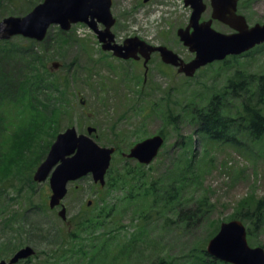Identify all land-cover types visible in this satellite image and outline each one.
Segmentation results:
<instances>
[{
    "label": "rangeland",
    "instance_id": "374dc122",
    "mask_svg": "<svg viewBox=\"0 0 264 264\" xmlns=\"http://www.w3.org/2000/svg\"><path fill=\"white\" fill-rule=\"evenodd\" d=\"M41 1L0 0V19L23 16ZM203 2L207 7L201 20H207L209 0ZM110 11L115 19L111 31L116 42L138 37L163 44L184 60L193 57L176 35L190 15L183 0H111ZM237 13L249 26L263 23L264 0H240ZM211 26L221 33L232 32L218 21H212ZM47 33L49 38L46 35L40 42L33 41L40 56L38 70L58 84L53 91H38L39 100L52 96L51 106L61 108L54 125L56 134L68 127L85 134L87 126L93 127L92 138L99 146L116 147L109 167L112 181L128 170L142 171L146 177L117 183L115 189L109 183L99 187L90 174L68 183L61 202L68 221L62 223L58 209L48 208V181L32 180L56 134L52 138L45 131L35 133L38 138L32 148L35 145L36 159L32 152L28 156L34 161L29 159L26 165L22 155L15 167L17 176L0 183L4 191L0 196V243H4L0 260H8L20 247L30 246L34 256L19 264H74L71 261L79 258V264H198L202 259L212 264V257L204 256L205 249L219 225L236 219L241 210L264 197V137L252 141L242 131L236 143L208 140L195 132L190 110L205 107L236 73L264 74V44L227 57V65L222 61L205 65L192 77L161 65L154 54L144 76L141 63L137 66L102 51L94 33L84 24H74L68 31L52 25ZM8 40L25 43L19 36ZM54 61L58 67L51 70ZM231 104L228 114L234 117L241 107L237 100ZM1 111L8 133L31 118L23 105L8 101ZM169 113L177 116L176 124L167 121ZM159 133H163L164 145L149 165L140 167L142 170L135 160L122 156L135 143ZM5 137V133L0 137L3 151ZM183 151L194 154L198 177L187 187L182 184L171 203H164V185L174 182L163 176H174L177 164L184 167L183 159L178 160ZM107 179L106 174L105 182ZM147 187L151 194L143 193ZM129 192L136 197L126 199ZM203 198L208 204L200 206ZM88 201L90 205H86ZM184 212L186 215H182ZM98 213L103 225L97 227L95 223L88 227L90 233H85L83 222ZM13 215L14 223L8 227ZM243 222L247 228L248 223ZM247 237L249 246L264 248V225Z\"/></svg>",
    "mask_w": 264,
    "mask_h": 264
},
{
    "label": "water",
    "instance_id": "95a60500",
    "mask_svg": "<svg viewBox=\"0 0 264 264\" xmlns=\"http://www.w3.org/2000/svg\"><path fill=\"white\" fill-rule=\"evenodd\" d=\"M237 1L210 0L211 18L199 22L206 5L202 0H184L185 6L191 8V14L188 25L179 28L177 36L194 53L188 62H183L165 46H151L137 37L127 38L121 45L115 43L110 31L115 22L110 12L111 0H42L24 16L0 19V40L22 36L42 41L51 25H58L61 30L67 31L72 24L85 23L96 34L102 50L111 51L123 59L136 58L138 53L144 58V64L149 55L157 51L164 63L178 67V73L191 77L197 69L208 63L264 43V22L249 27L244 17L236 14ZM213 19L228 25L235 32L223 34L215 31L211 28ZM99 23L103 25L102 29L98 28ZM57 67L58 63H51V69ZM94 131L95 128L87 127L85 135L77 134L74 127L66 128L55 136L45 158L37 166L33 180L42 182L48 178L50 208L59 205L66 194L68 182L90 174L95 183L104 185V177L115 149L97 145L90 137ZM162 144L163 137L154 135L136 143L123 155L139 163L149 164ZM58 216L65 220L63 207L58 211ZM206 252L230 264H264V249L248 245L245 226L239 220L222 223L216 235L207 243ZM33 254L34 250L26 246L17 250L8 262L2 260L0 264H16Z\"/></svg>",
    "mask_w": 264,
    "mask_h": 264
},
{
    "label": "trees",
    "instance_id": "16d2710c",
    "mask_svg": "<svg viewBox=\"0 0 264 264\" xmlns=\"http://www.w3.org/2000/svg\"><path fill=\"white\" fill-rule=\"evenodd\" d=\"M49 36V33H47L48 38ZM22 39L25 43L12 44L9 40L0 41V137L3 133L6 134V149L3 151L4 146L0 145L1 184L17 176L19 171L15 167H17L22 155L25 156L26 165H28L29 159L32 161L36 159L35 145L32 148V145L38 138L35 133L40 134L45 131L46 133H51L50 137H54L56 134L54 125L57 123L58 113L61 109L51 106L52 96L46 95L43 99L40 98L41 100H39V90L49 89L53 91L58 84L50 81L48 77H44L38 70L36 63L40 59V56H38L37 52L38 47H34L35 41ZM226 61L223 62L224 65L228 64ZM29 89L31 90L29 91ZM232 100L239 101L241 107L234 117L228 114L232 106ZM6 101L18 106L23 105V110L28 109V113L31 115V118L24 125L12 130L10 133L6 129L5 118L1 111V107ZM19 111H22V109ZM190 112L191 118L195 122V132L208 140L236 143L237 135L242 131L249 140L257 141L262 139L264 137V74L243 76L241 73H236L234 78L227 79V84L223 86V89L219 93L212 95L211 100L205 107H192ZM166 117L169 123H177L175 121L177 116H172L169 113ZM51 129L52 131H49ZM159 134L163 135V133ZM28 149L31 150L28 152ZM30 154L34 157V160L31 156H28ZM179 159H183L184 167L177 164L174 176H169L166 173L163 176V179H170L174 182L173 185H164L165 194H167L164 203H171L177 198V194L179 193L178 188L182 184L183 187H187L198 177V173L194 168V161L196 160L192 152L183 151V155L180 154ZM174 162L176 163V160ZM141 166L137 164V167L140 168ZM111 172L110 168L107 172L108 179L106 184L109 183V186L113 189L118 186L117 183L126 184L130 179L141 180L146 177L142 171L133 172L128 170L120 175L118 180L112 181ZM3 193L4 191L0 188V196ZM143 193L151 194V188H145ZM125 197L126 199H133L136 196L132 192H129L125 194ZM207 204L206 198L200 199V206ZM197 211L198 209L194 213ZM182 215H186V213L184 212ZM107 216L108 213L104 215V218ZM235 218L248 223L247 235H251L253 231L259 230L264 225V197L257 199L248 205L246 209L241 210L236 214ZM10 219L7 226H11L14 223V215ZM102 221L103 217L100 213L84 221L83 226L87 227L85 233H90L88 227H94L95 223L97 227H101L103 225ZM107 239L109 240V237ZM3 244L0 243V247ZM204 256H207V254ZM77 260H80V258ZM215 262L212 264H222ZM88 263L90 262L88 261ZM161 264L171 263L161 262ZM198 264H209V261L202 259V261H198Z\"/></svg>",
    "mask_w": 264,
    "mask_h": 264
},
{
    "label": "flooded vegetation",
    "instance_id": "af4514ba",
    "mask_svg": "<svg viewBox=\"0 0 264 264\" xmlns=\"http://www.w3.org/2000/svg\"><path fill=\"white\" fill-rule=\"evenodd\" d=\"M190 31H192V28L190 29ZM148 43H149V42H148ZM151 44H152V43H151ZM152 45H160V43H159V44H152ZM161 45H163V44H161ZM154 54L158 56L161 65L163 64V65L166 66V67H175V66H172L171 64L163 63V62L161 61V58H160L158 52H153L152 54H150V58H149V60H148V63H149L150 60H151V56L154 55ZM136 56H137V57H136V58H132L131 61H133V63H136L137 66H139V63H141V67H142L143 70H144V76H145V75L147 74V70H148V63L144 65V64H143V62H144V58H142L139 54H137ZM182 59H183V58H182ZM183 60H184V59H183ZM127 61H129V60H127ZM184 61H188V60H184ZM175 70H176V68H175Z\"/></svg>",
    "mask_w": 264,
    "mask_h": 264
},
{
    "label": "bare ground",
    "instance_id": "6f19581e",
    "mask_svg": "<svg viewBox=\"0 0 264 264\" xmlns=\"http://www.w3.org/2000/svg\"><path fill=\"white\" fill-rule=\"evenodd\" d=\"M257 75V74H256Z\"/></svg>",
    "mask_w": 264,
    "mask_h": 264
}]
</instances>
